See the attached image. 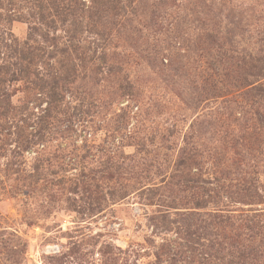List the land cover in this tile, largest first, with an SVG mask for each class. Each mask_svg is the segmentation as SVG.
Wrapping results in <instances>:
<instances>
[{"label": "rangeland", "instance_id": "obj_1", "mask_svg": "<svg viewBox=\"0 0 264 264\" xmlns=\"http://www.w3.org/2000/svg\"><path fill=\"white\" fill-rule=\"evenodd\" d=\"M79 1L77 33L49 29L55 55L71 42L87 57L63 101L48 108L21 82L9 87L16 111L0 121V264H208L209 232L191 256L170 262L168 251L183 249L188 214L196 229L214 209L196 208L193 192L213 181L214 153L226 147L218 121L226 130L248 121L252 146L236 154L263 195L231 209H264V109L257 124L241 91L223 81L226 93L213 98L205 87L218 71L229 81L240 74L232 56H264V0ZM27 18L11 24L18 41ZM57 59L37 70H60Z\"/></svg>", "mask_w": 264, "mask_h": 264}, {"label": "trees", "instance_id": "obj_2", "mask_svg": "<svg viewBox=\"0 0 264 264\" xmlns=\"http://www.w3.org/2000/svg\"><path fill=\"white\" fill-rule=\"evenodd\" d=\"M107 1L115 7L119 6V0ZM78 4L81 5L79 0H0V121L10 114L15 116L16 107L11 103L9 91L13 82H21L26 90L39 95H34L35 100L43 102L42 97H45L48 108H56L63 101L76 80L77 67L80 68L87 57L78 43L74 45L71 42L60 48L59 53L55 55L58 39L54 34L50 35L49 29L53 31L55 26L60 24L66 26L67 34L71 33L73 36L77 33L79 25L83 23L80 20L83 8ZM24 8L28 9L26 13L23 12ZM27 16L31 18L32 25L26 39L18 41L11 34V24L15 21H28ZM72 36H69V41L74 39ZM56 57L58 59L55 65L60 64V70L49 71V75H42L37 70L38 64H41L44 70L49 68L51 60ZM231 59L240 74H236L229 81V70L225 74L218 71L213 79L205 80L207 86H204L209 93L212 92L213 98H220L226 93V83L233 90L241 91L240 97L253 111L255 122L258 124L259 111L264 109V81H258L259 78L264 79V56L242 54L232 56ZM223 81L226 83L221 84ZM18 111L21 112L22 109ZM252 120L250 117L249 121ZM218 122L221 132H224L222 144H226V147H220L214 153L218 168L213 175V181L200 180L204 187H198L193 192L198 195L196 208L204 209L211 203L214 209L203 214L206 217L205 226L196 229V225H191L196 221V214H188L183 249L170 247L169 260L175 261L181 253L191 256L196 251V246L204 245L200 240L206 238L205 232H209L213 240L209 239L208 257L214 262L210 260L208 264H264V209L254 213L250 212L251 209H248V212L241 210L238 213L239 210L230 207L237 203L249 205L263 198L259 179L251 176L247 162L243 160L242 155L236 154L239 146L246 150H250L249 147L252 146L248 144L250 138L246 137L249 123L244 120L235 126L236 129L226 130L224 122ZM254 140L257 142L258 138ZM227 146L234 153L230 157L226 154ZM198 180L188 178L187 182L197 183ZM209 184L213 187L210 188ZM207 229L210 231H206Z\"/></svg>", "mask_w": 264, "mask_h": 264}]
</instances>
